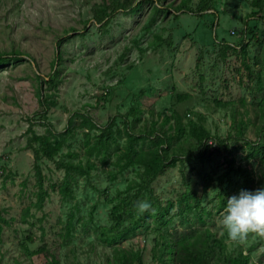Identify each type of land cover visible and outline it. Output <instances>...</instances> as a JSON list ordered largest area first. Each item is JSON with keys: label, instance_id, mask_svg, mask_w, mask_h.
<instances>
[{"label": "rangeland", "instance_id": "374dc122", "mask_svg": "<svg viewBox=\"0 0 264 264\" xmlns=\"http://www.w3.org/2000/svg\"><path fill=\"white\" fill-rule=\"evenodd\" d=\"M184 1L188 8L178 9ZM113 2L0 0V52L12 55L0 60V211L7 219L0 231V264L44 263L42 255L31 260L24 255L21 244L30 231L34 238L27 241L28 247L45 244L60 264H113L108 261L113 248L98 236V227L111 223L116 193L136 179L138 167L119 171L112 144L109 159L93 156L96 167L90 176L75 174L73 198L63 199L59 186L64 170L56 161H86L88 128L82 125L83 114L100 126L114 117L113 129L118 135L120 128L117 140L122 147L125 119L132 126V108L141 111L133 123L136 133L156 127L164 116L172 115L166 125H174V115L180 114L186 125L191 119L227 139L224 147L219 139L210 138L203 155L196 152L188 161H178L152 183L163 205L174 203L168 230L175 235L191 227H210L223 236L229 251L241 247L245 253L260 238L253 233L243 242L228 238L220 223L218 194L228 160L259 173V160L250 154L246 139L229 135L235 131L231 122L237 115L251 119L246 138L264 143L263 133L258 135L255 128L258 104L264 99V90L257 88V74L264 80V9L251 6L252 0H215L213 9L198 13L202 0H129L130 7L118 8L105 23L99 22L95 14L103 6L111 10ZM38 74L42 79L52 74L55 84L41 82ZM40 91L49 98L47 104ZM48 130L65 133V142L54 159L37 162L28 140L34 132L43 135ZM95 133L98 130L91 131ZM206 175L213 180L203 191ZM227 184L223 177L222 187ZM188 187L211 212L209 216L201 212L203 224L192 213L186 217L179 212V199ZM71 215L73 230L67 237ZM155 233H138L121 244L141 250L143 264H154ZM261 253L262 246L251 249V260L264 264V259L258 261Z\"/></svg>", "mask_w": 264, "mask_h": 264}, {"label": "trees", "instance_id": "16d2710c", "mask_svg": "<svg viewBox=\"0 0 264 264\" xmlns=\"http://www.w3.org/2000/svg\"><path fill=\"white\" fill-rule=\"evenodd\" d=\"M215 0H202V4L197 8L198 13L205 9H213ZM131 4L129 0H114L111 10L108 11L106 6L97 12L96 19L99 22L105 23L106 17L110 16L112 12L118 8H128ZM251 6L258 8V11H263V0H252ZM188 8L187 1H184L178 9ZM264 18V16H262ZM261 18V17H260ZM59 39L57 40V42ZM241 49L245 53V44L241 45ZM12 55L1 54L0 60H8ZM16 58L18 54H14ZM60 57L56 54V58ZM250 71L249 65L246 64ZM56 69L54 74H56ZM41 82H45L52 86L56 81L52 74L47 78L42 79L37 75ZM264 80L257 74V88L264 90ZM40 98L43 104H47L49 98L43 96L40 91ZM264 99L259 101L258 121L255 128L258 135H264ZM132 123L125 119V126L123 131L126 134V141L122 147L119 146L118 136L121 135L119 127L116 128L115 134L113 129L115 125L114 117L110 118L109 123L105 126H100L93 121L87 114H83V126H87L86 132V161L78 160L77 162L71 159L67 161L57 160L58 168L64 170V178L59 186V192L63 199L73 198V190L71 184L75 181V174L80 176H90L91 171L96 167L95 162H92L93 156H99L103 161H107L111 154V146L115 145L116 160L114 164L121 171L128 167H138L136 171V179L132 180L123 190L116 193V202L113 204L110 217L111 223L100 225L98 227V236L103 240L107 246L113 248V257L108 258L109 262L113 264H143V257L141 250H133L122 246L121 242L138 234H147L149 230H155L153 236L152 262L154 264H258L250 258L251 249L256 246H262L261 258L264 259V238L253 244L245 253L243 248L228 250L227 244L223 236H218L217 232L210 227L204 229L190 228L177 234H172L168 230L169 213L174 208V203L168 202L163 205L158 197L155 196L152 183L161 175L167 168L175 167L177 162L188 161L193 155H203L206 149L210 146L208 140L210 138H217L220 140L222 146L227 147V139L220 138L210 133V131L202 124L193 120H189L187 125L182 122L180 114L174 115V125H166L171 116L162 117L161 121L155 127L150 126L148 129L139 130L137 133L133 130L134 124L140 119L141 111L136 108L131 110ZM45 112V111H44ZM236 114V113H235ZM251 121V119H250ZM250 121L247 118L241 117L238 119L237 115L232 118L231 125L235 128L234 133L229 137L233 139H246L247 147L251 155H254L259 160V173L241 164H235L234 160H228L226 172L219 177V181L223 183V177L227 179L228 184L221 186L218 194L219 203L218 210L221 211L226 206L227 199L239 193L241 189L254 191L257 188H264V143L259 140H250L246 138L245 132ZM70 123V122H69ZM167 126V127H166ZM174 128V129H172ZM98 130V133L91 135V131ZM29 131H33L30 126ZM144 131V132H142ZM63 132H55L48 130V134H37L34 132L29 138V146L34 150L35 160L39 162L42 158L52 160L58 154L66 137ZM214 136V137H213ZM119 151V152H118ZM70 157H75L77 154H69ZM38 182L43 190L44 177L42 169L37 163L35 165ZM239 178L238 182L231 176ZM212 177L206 175L204 177L203 191L207 190L212 181ZM47 191H42L39 194V204L45 200ZM145 196V197H144ZM141 200H148L151 208L148 212L140 214L135 209V204ZM200 198L194 190L188 189L181 195L179 199V212L186 217L192 213L196 216L197 221L204 223V218L201 212H206V215H211L200 205ZM28 208H25L23 215L28 214ZM69 217L66 226L65 234L67 237L72 235L73 223ZM187 219V218H186ZM150 220L153 221L151 225ZM7 222V219L0 211V231L2 226ZM25 240L22 242L24 255L28 259L33 256L42 255L45 259L43 264H60V260L53 252H50L45 244H40L37 248L31 249L28 247L27 241H33V233L30 231L25 234Z\"/></svg>", "mask_w": 264, "mask_h": 264}, {"label": "clouds", "instance_id": "9594fccd", "mask_svg": "<svg viewBox=\"0 0 264 264\" xmlns=\"http://www.w3.org/2000/svg\"><path fill=\"white\" fill-rule=\"evenodd\" d=\"M134 207L143 214L151 209V204L148 200H141ZM221 217V226L232 241L243 242L250 233L264 238V188L241 189L238 194L230 196Z\"/></svg>", "mask_w": 264, "mask_h": 264}, {"label": "built area", "instance_id": "2783aa9c", "mask_svg": "<svg viewBox=\"0 0 264 264\" xmlns=\"http://www.w3.org/2000/svg\"><path fill=\"white\" fill-rule=\"evenodd\" d=\"M210 142V141H209Z\"/></svg>", "mask_w": 264, "mask_h": 264}]
</instances>
